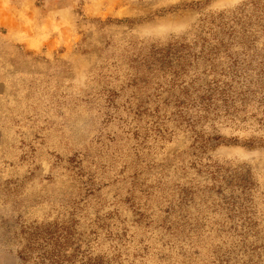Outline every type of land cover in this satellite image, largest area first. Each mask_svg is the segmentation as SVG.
Instances as JSON below:
<instances>
[{
	"label": "rangeland",
	"instance_id": "obj_1",
	"mask_svg": "<svg viewBox=\"0 0 264 264\" xmlns=\"http://www.w3.org/2000/svg\"><path fill=\"white\" fill-rule=\"evenodd\" d=\"M0 264H264V0H0Z\"/></svg>",
	"mask_w": 264,
	"mask_h": 264
}]
</instances>
